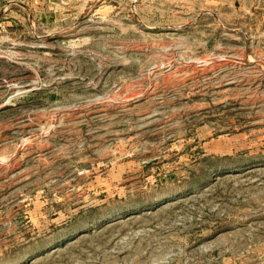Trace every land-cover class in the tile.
<instances>
[{"label":"rangeland","instance_id":"1","mask_svg":"<svg viewBox=\"0 0 264 264\" xmlns=\"http://www.w3.org/2000/svg\"><path fill=\"white\" fill-rule=\"evenodd\" d=\"M0 264H264V0H0Z\"/></svg>","mask_w":264,"mask_h":264}]
</instances>
